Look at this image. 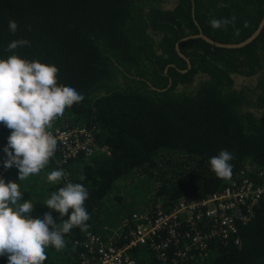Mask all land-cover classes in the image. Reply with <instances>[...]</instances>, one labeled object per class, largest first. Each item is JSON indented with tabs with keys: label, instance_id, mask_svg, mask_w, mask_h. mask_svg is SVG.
Wrapping results in <instances>:
<instances>
[{
	"label": "trees",
	"instance_id": "trees-1",
	"mask_svg": "<svg viewBox=\"0 0 264 264\" xmlns=\"http://www.w3.org/2000/svg\"><path fill=\"white\" fill-rule=\"evenodd\" d=\"M170 1L176 5L168 9ZM263 14L264 0H0V59L15 55L56 66L58 86L74 88L84 100L66 108L52 126L84 128L109 151L62 165L52 156L24 180L16 167L0 174L5 183L18 184L21 203L34 205L33 219L51 213L57 226L67 216L45 205L50 195L69 182L89 192L88 229L64 234L60 250L46 247L43 264H77L85 232H97L122 215L105 202L128 175L154 176L161 162L153 209L218 192L244 166L264 171V27L240 49L214 48L201 39L179 43L185 59L175 49L199 32L220 44H238L252 35ZM225 18L231 23L222 28L209 24ZM10 20L18 24L15 33L9 31ZM17 40L30 43L6 50ZM235 78H241L239 84ZM10 133L0 123V168ZM222 149L234 157L230 181L210 170L211 157ZM61 169L66 175L50 183L48 174ZM236 239L237 245L213 243L196 263L264 264V196ZM0 264H8L7 255L0 256Z\"/></svg>",
	"mask_w": 264,
	"mask_h": 264
},
{
	"label": "clouds",
	"instance_id": "clouds-1",
	"mask_svg": "<svg viewBox=\"0 0 264 264\" xmlns=\"http://www.w3.org/2000/svg\"><path fill=\"white\" fill-rule=\"evenodd\" d=\"M231 23L227 18L209 21L213 29ZM9 31L15 33L17 22L9 21ZM29 41H12L6 50L28 46ZM58 68L38 61H28L18 56L0 59V123L11 130L3 151L4 167L15 166L18 179L24 180L39 173L57 149L55 137L47 131L52 121L64 114L66 108L84 100V96L70 86H58ZM233 154L222 149L211 157L210 170L217 178L230 181ZM66 173L51 171L47 180L58 183ZM85 177H81V180ZM89 197L83 184L71 182L53 192L45 205L64 219L57 226L51 213L41 218L30 216L33 204L22 199L16 182L0 178V256L7 255L8 264H43L47 259L46 247L57 250L65 247L64 234L73 228L86 231L90 215L84 207ZM71 210V212L69 211Z\"/></svg>",
	"mask_w": 264,
	"mask_h": 264
},
{
	"label": "built area",
	"instance_id": "built-area-1",
	"mask_svg": "<svg viewBox=\"0 0 264 264\" xmlns=\"http://www.w3.org/2000/svg\"><path fill=\"white\" fill-rule=\"evenodd\" d=\"M47 131L57 141L53 156L59 165L109 153L84 128L55 126ZM4 160L0 174L15 168H5ZM263 196L264 171L244 166L228 186L206 197H182L85 232L77 264H150L151 256L158 264H197V257H205L215 242L238 244L239 228L251 221ZM142 250L146 254H137Z\"/></svg>",
	"mask_w": 264,
	"mask_h": 264
},
{
	"label": "rangeland",
	"instance_id": "rangeland-1",
	"mask_svg": "<svg viewBox=\"0 0 264 264\" xmlns=\"http://www.w3.org/2000/svg\"><path fill=\"white\" fill-rule=\"evenodd\" d=\"M180 159H183V157ZM159 166H162L161 162H159L157 168L153 169L154 176L146 173L135 177L131 174L119 180L114 185L112 195L108 197V201L105 203L109 208L112 205L113 208L114 206H117V208L122 212V215H125V217L133 212L150 210V206L153 204L152 198L154 197L158 186L156 181L157 176L155 177V175ZM115 215L116 214H112L110 220L113 219ZM102 217L105 218V216ZM117 219L118 215L114 217L115 221Z\"/></svg>",
	"mask_w": 264,
	"mask_h": 264
},
{
	"label": "water",
	"instance_id": "water-1",
	"mask_svg": "<svg viewBox=\"0 0 264 264\" xmlns=\"http://www.w3.org/2000/svg\"><path fill=\"white\" fill-rule=\"evenodd\" d=\"M263 27H264V14L262 16V19H261L258 27L252 33V35L250 37H248L246 40H244V41H242V42H240L238 44H220V43H217V42H214V41L209 40L201 32L198 35L184 38L181 41L183 42V41H186L188 39H201V40H203L204 42H206L207 44H209L210 46H212L214 48H219V49H240V48H243V47L247 46L253 40H255L259 36V34L262 31ZM176 51L179 54V56L182 57V55L180 54L179 49H178V44L176 45ZM187 69H190L189 63H187ZM186 71L187 70H185L183 73H185Z\"/></svg>",
	"mask_w": 264,
	"mask_h": 264
},
{
	"label": "flooded vegetation",
	"instance_id": "flooded-vegetation-1",
	"mask_svg": "<svg viewBox=\"0 0 264 264\" xmlns=\"http://www.w3.org/2000/svg\"><path fill=\"white\" fill-rule=\"evenodd\" d=\"M170 2H171V3H170V6L168 7V9L171 8V7L173 8V7H175V5H176V3H175L174 1H170ZM191 16L194 18V7H193V6L191 7ZM195 26H196V24H195ZM199 33H200V32H199ZM199 33H198V34H199ZM198 34H196V35H198ZM192 36H195V35H192ZM188 37H190V36H188ZM186 38H187V37H186ZM183 39H184V38H183ZM188 40H189V39H188ZM181 42H182V41L180 40V42H178L177 44L179 45V43H181ZM183 42H184V41H183ZM177 44H176V45H177ZM175 49H176V46H175ZM176 52H177V51H176ZM179 52H180V51H179ZM178 55H179V54H178ZM180 57H181V56H180ZM182 57H183V58H182ZM182 57H181L182 59H185L183 55H182ZM240 80H241V78H238V79L235 78V79H234V84H235V85H236V84H239V81H240Z\"/></svg>",
	"mask_w": 264,
	"mask_h": 264
},
{
	"label": "crops",
	"instance_id": "crops-1",
	"mask_svg": "<svg viewBox=\"0 0 264 264\" xmlns=\"http://www.w3.org/2000/svg\"><path fill=\"white\" fill-rule=\"evenodd\" d=\"M53 127H55V126H51L50 128H53ZM50 128H48V129H50ZM124 217H125V215H120L115 222L110 223V221H108V223H109V225H111V224L117 225V224H119V222L121 221V219L124 218ZM101 223H102L101 225H103L105 222H101ZM109 225H107V226H109Z\"/></svg>",
	"mask_w": 264,
	"mask_h": 264
}]
</instances>
